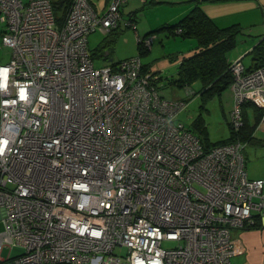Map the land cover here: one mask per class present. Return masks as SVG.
Returning <instances> with one entry per match:
<instances>
[{
	"label": "built area",
	"instance_id": "built-area-1",
	"mask_svg": "<svg viewBox=\"0 0 264 264\" xmlns=\"http://www.w3.org/2000/svg\"><path fill=\"white\" fill-rule=\"evenodd\" d=\"M129 1L100 13L73 0L58 24L51 0H0L11 50L0 64V264H235L232 232L264 227L246 145L205 151L178 120L189 102L165 98L139 56L95 66L91 34L121 21L137 32L121 14ZM243 58L231 64L235 131L245 103L264 124V66ZM14 247L24 253L2 256Z\"/></svg>",
	"mask_w": 264,
	"mask_h": 264
},
{
	"label": "rangeland",
	"instance_id": "rangeland-1",
	"mask_svg": "<svg viewBox=\"0 0 264 264\" xmlns=\"http://www.w3.org/2000/svg\"><path fill=\"white\" fill-rule=\"evenodd\" d=\"M23 1L26 2L28 0ZM51 1L53 3H58L60 0ZM92 2H94L99 9H102L106 0H92ZM140 3L141 2L139 0H130L127 6V11L129 9H134L135 5H139L141 7L144 5ZM149 3L150 0H148V4ZM253 3L254 1L250 0L244 3L241 2L238 6L239 8H236V12L232 15H227V18L219 21L218 26L225 27L230 24H241L243 34L240 37L236 49L230 53V59L235 61L240 57H244L243 64L247 67L251 65L249 68L254 69L256 61H254L251 51L256 46L253 44L258 41L260 42L263 39V34L260 33L263 32L262 25L264 23V4L260 3V6L263 5V7L260 8L259 3L255 5H253ZM232 5L234 4H227L228 8H232ZM163 6L164 5L153 6L145 11L143 17L138 16L137 18L139 35L143 36L148 31V33L156 32L152 34L155 39L153 40L151 51L142 54L140 57L142 63L148 65L150 70L158 73V76L163 78L161 88L165 98L172 100L186 99L189 102L187 109L178 117L180 122H183L187 126H191L200 117V115L203 114L210 141L216 143L228 139L231 134L229 123L231 122L230 116L232 113L230 114V112L233 109V101L231 100L232 92L230 89L227 90L221 97L215 96L213 99L209 98L204 101L201 97L202 84L200 82H194L191 86H188V88L192 91V94L189 95L186 93L187 87L180 89L176 86L171 87L168 84L170 80L177 79L180 61L194 54V49H196L198 45V39L195 37L183 38L180 35L174 36L171 35V32L168 29L158 30V26L163 25L164 22L175 20L171 15H174L176 10H163L165 9ZM241 6H243V8ZM257 6L260 9L258 12H256L255 9ZM165 17L169 18L165 19ZM146 19H148L149 22H147ZM153 27L155 29H153ZM152 29L155 31H151ZM118 33L119 34L113 43V36L110 37L111 35H108L107 37V34L102 31H97L89 36V49H91L90 53L95 59L96 67H100L99 61L101 59L98 58L97 52V47L100 45L110 43L109 49L106 50V54L111 52L112 59L116 62L132 57H138L140 55V50L137 46V32L131 28L126 29L122 25L121 29L118 30ZM10 56L11 50L3 46L0 38V64H7L10 61ZM245 104H243V107H245ZM257 109L263 112V110L259 107H257ZM247 113L249 121L253 125L255 123L254 110L252 108H248ZM244 152L246 157V171L249 179L264 177V124L260 125L257 129L255 133V140L246 144ZM174 246L175 243H164L165 248H172ZM9 252L11 256L16 257L24 253V249L21 247H14L11 251L10 249H4L2 256L7 258ZM121 252H126V249H122Z\"/></svg>",
	"mask_w": 264,
	"mask_h": 264
},
{
	"label": "trees",
	"instance_id": "trees-1",
	"mask_svg": "<svg viewBox=\"0 0 264 264\" xmlns=\"http://www.w3.org/2000/svg\"><path fill=\"white\" fill-rule=\"evenodd\" d=\"M72 3L73 0H60L58 3H53L54 11L57 15L58 24H61L63 22L68 11L70 10ZM92 4L94 5L93 2ZM149 4L148 0H146L144 5L142 4L143 6L140 9L133 10L130 12L125 11L128 6L127 5L126 7L121 9L123 19L134 21L137 28V15L141 9L150 7ZM122 25L126 29L130 28L124 25V21H121L118 27L113 28L106 33L107 37L108 35H111L110 37L113 36L112 43L118 36V30L121 29ZM165 29L170 30L171 35L174 36L180 35L183 38L195 37L198 39V45L196 49H194V54L180 61L178 77L176 80H170L168 83L169 86H176L180 89H184L186 87L188 88V86H191V84L194 82H200L202 84L201 97L204 101L208 100L209 98L213 99L215 96L221 97L227 90H231V86L234 83V76L231 70V64L233 61L230 59V53L236 49L239 43L240 37L243 34L242 26H240L239 24H234L228 27H219L213 19L206 15L205 12H203L200 8L196 7L176 23L172 25H163L158 30ZM136 30L138 33V28ZM154 33L150 32L143 36L139 35L141 38V41L137 42L138 49L140 50L139 57H141L142 54L151 51V49L145 45V39H148L150 36H153L152 34ZM109 46L110 43L97 47L98 58L106 61L110 59V56L106 57L104 52V47H106L105 49H109ZM251 52L254 57V61H256L255 68L263 67L264 39H262L252 49ZM119 63L120 61H113L111 64L105 66H112L113 68H115L118 66ZM143 70L145 73H150L154 77H158L159 75L158 73L150 70L149 66L146 64H143ZM159 77L157 80V83L159 85L158 88L162 91L161 82L163 81V78L161 76ZM231 100L233 101V93ZM244 106L245 107H243L242 110V128L239 131H235L233 124L230 122V137L220 142L213 143L210 141L203 114L200 115V117L191 126H189L190 130L201 140L205 151L211 150L213 147L218 145L229 144L234 142H241L242 144L246 145L247 143L253 142L255 140V133L260 126L262 112L258 110L257 107H255L252 103H247ZM248 108H252L254 110L255 123L253 125L250 123L248 118ZM258 228H261L260 223H257L254 226H247L244 230Z\"/></svg>",
	"mask_w": 264,
	"mask_h": 264
},
{
	"label": "crops",
	"instance_id": "crops-1",
	"mask_svg": "<svg viewBox=\"0 0 264 264\" xmlns=\"http://www.w3.org/2000/svg\"><path fill=\"white\" fill-rule=\"evenodd\" d=\"M108 1L109 0H106V3H104V7H103L104 9L103 8L99 9L96 6V4L94 2L93 3L95 7L97 8V10L100 13H102L107 7ZM248 1L249 0H150V7L141 9L137 17L138 16L143 17L145 11L148 10L149 8H152L153 6L164 5L163 7H165V9L163 10H166V9L176 10V13H174V15H171L174 17L175 20L174 21L169 20L163 23V25H172L173 23H176L181 18L186 16L191 10L198 7L203 12H205L207 16L213 19L215 23L218 25L219 21H222L225 18H227L226 17L227 15H232L234 12H236L235 10L236 8H239L238 6L240 5L241 2L244 3ZM250 1H254L253 5L259 3V7L260 8L263 7V5L260 6V3L264 4V0H250ZM228 3L234 4L232 5V8H228L227 6ZM166 6H170V7H166ZM241 7L243 8V6ZM259 7L258 6L255 7L256 12L260 10ZM140 8L141 6L135 5V8L129 9L128 12L133 11V10H138ZM125 11H127V8L125 9ZM169 17H165V19H168ZM146 20L147 22H149L148 19ZM236 24H239V23H236ZM163 25L158 26V27L160 28ZM230 25H234V24H230ZM239 25L241 26V24ZM228 26H225V27H228ZM262 28H263V32H261L260 34H263V39H264V23L262 25ZM153 29L155 28L153 27ZM153 29L151 31H155ZM148 32H146L145 34H147ZM258 43L259 41L257 43H254L253 45H257ZM105 48L106 47H104L105 56L106 57L110 56V59L107 61L101 59L99 61L100 67L111 64L114 61V59H112V54H110V52L106 54V50L108 49H105ZM231 99H232V96H231ZM258 179L264 180V177H258ZM232 237L237 245V255L233 259V262L235 264H264V228L250 229V230H236L232 232Z\"/></svg>",
	"mask_w": 264,
	"mask_h": 264
},
{
	"label": "bare ground",
	"instance_id": "bare-ground-1",
	"mask_svg": "<svg viewBox=\"0 0 264 264\" xmlns=\"http://www.w3.org/2000/svg\"><path fill=\"white\" fill-rule=\"evenodd\" d=\"M89 52H90V49H89ZM90 55H91V53H90ZM91 58H92V56H91ZM92 60H93V62L95 64V60L93 58H92ZM102 67H105V66H102ZM102 67H98V68H102Z\"/></svg>",
	"mask_w": 264,
	"mask_h": 264
}]
</instances>
